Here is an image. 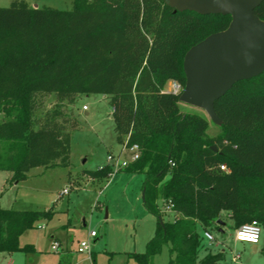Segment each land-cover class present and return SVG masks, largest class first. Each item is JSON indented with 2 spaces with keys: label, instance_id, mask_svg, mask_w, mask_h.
I'll list each match as a JSON object with an SVG mask.
<instances>
[{
  "label": "trees",
  "instance_id": "1",
  "mask_svg": "<svg viewBox=\"0 0 264 264\" xmlns=\"http://www.w3.org/2000/svg\"><path fill=\"white\" fill-rule=\"evenodd\" d=\"M253 12L264 20V0ZM229 21L173 12L166 0H72L70 10L13 0L0 7V170L7 181L31 167L66 164L75 117L65 127L60 110L38 112L42 96L72 104L79 94L100 93L111 106L115 140L139 149L118 172L144 174L142 204L156 219L144 251L127 257L151 264L167 246V264H215L219 254L197 261L203 230H220L225 219L233 229L255 220L264 234V70L214 101L221 124L213 136L206 116L182 112L179 94L165 90L168 81L183 87L185 51ZM110 172L108 164L86 171L92 180ZM169 200L178 216L163 219ZM53 213L0 208V253L33 252L19 236Z\"/></svg>",
  "mask_w": 264,
  "mask_h": 264
},
{
  "label": "rangeland",
  "instance_id": "2",
  "mask_svg": "<svg viewBox=\"0 0 264 264\" xmlns=\"http://www.w3.org/2000/svg\"><path fill=\"white\" fill-rule=\"evenodd\" d=\"M11 1L0 0V7L9 6ZM23 1L29 5L60 10H70L72 6V0ZM38 101H41L38 112L53 107L60 110L66 117L65 127L71 124L69 116L72 114L75 127L70 131L65 165L31 167L23 179L9 182V173L0 170V208L54 212L50 219L39 220L33 228L25 230L19 236V244H33L39 251L36 255H42L43 250L51 253L49 236L55 231L68 252L76 255L72 264H88L79 261L88 253L75 251L81 241L88 239V233L92 230L96 236L88 239L91 252L89 264H137L127 255L144 251L152 237L156 220L142 204L144 174L121 171L112 177L92 180L86 173L107 165L108 154L125 163L130 161L129 152L115 140L108 98L100 93L79 94L69 104L70 100L47 94ZM178 106L182 112L205 116L201 110L190 105L179 102ZM208 121L207 135L218 134L219 127ZM64 189H67L66 193H63ZM171 216L178 214L167 212L163 214V219ZM225 220L221 231L210 230L214 237L211 244L208 245L203 239L197 261L200 262L209 253L221 256V260L215 264H264L263 229L256 244L257 249L253 252L249 243L234 240L233 222ZM24 255L22 252L1 254L0 264H6L9 260L12 264H24ZM234 255L238 256L236 260L232 259ZM168 260L167 246H163L152 257L151 264H167Z\"/></svg>",
  "mask_w": 264,
  "mask_h": 264
},
{
  "label": "water",
  "instance_id": "3",
  "mask_svg": "<svg viewBox=\"0 0 264 264\" xmlns=\"http://www.w3.org/2000/svg\"><path fill=\"white\" fill-rule=\"evenodd\" d=\"M261 1L166 0L173 12L230 16L226 28L190 46L182 58L185 80L178 101L201 110L215 125H220L221 120L214 110V101L235 82L264 70V20L253 12ZM211 148L215 150L214 146Z\"/></svg>",
  "mask_w": 264,
  "mask_h": 264
},
{
  "label": "built area",
  "instance_id": "4",
  "mask_svg": "<svg viewBox=\"0 0 264 264\" xmlns=\"http://www.w3.org/2000/svg\"><path fill=\"white\" fill-rule=\"evenodd\" d=\"M165 90L169 91L173 94H179L182 90L181 85L176 82V81H168V86L166 84L165 86ZM83 108H85L83 106ZM123 148L129 152L130 155V161L135 160L138 158L139 156V149L138 146L136 144L131 145L129 148H125L123 146ZM106 162L108 165L111 166V172L109 173V177H112L114 174H116L119 170V168H121L122 166H124L126 163L123 161H120V159H118L117 157L108 154L106 157ZM219 168L221 170H225V166L223 164L219 165ZM67 189L63 190V193H66ZM171 202L170 200L167 201V204L162 208L163 211L166 212H170L171 211ZM239 231H245L247 233H250L252 235H254L255 239L254 240H248V239H238L237 238V233ZM96 234L94 233V231L90 230L88 233V239H90L91 237L95 236ZM260 235H261V227L259 226V224L255 221V220H251L249 222L246 223H242L241 225H239L238 227H236L233 231V237L235 241H242V242H247L250 245H256L259 240H260ZM202 237L204 240H206L207 244H211L214 241V237L211 234L210 231L207 230H203L202 231ZM86 241H81L78 245L77 251L78 252H86V253H90V248H89V240ZM59 244L57 241H53L51 243V249L56 250L58 248ZM238 258L237 255H234L232 257L233 260H236Z\"/></svg>",
  "mask_w": 264,
  "mask_h": 264
},
{
  "label": "crops",
  "instance_id": "5",
  "mask_svg": "<svg viewBox=\"0 0 264 264\" xmlns=\"http://www.w3.org/2000/svg\"><path fill=\"white\" fill-rule=\"evenodd\" d=\"M32 6H36V5L34 4ZM167 86H168V82H167ZM183 112H185V111H183ZM223 225H225V222H223V224H221V227ZM220 231H221V228H220ZM95 236H93L91 238H94ZM49 237H50L49 248L51 250V253H49L50 252L49 250H47V251L43 250L44 253H41L42 255H36L37 252H39V251L38 250L36 251L34 245L32 244L34 247L33 252H29V253L22 252L25 254L23 257L24 258V264H72V260L75 259L76 255L75 254L72 255L70 252H68L67 247L63 245L62 241L58 238L55 231H53V234H50ZM53 241H57L59 244V246L56 250L51 249V243ZM250 247H251V250L253 252H255L257 249L256 245L253 248H252V245H250ZM77 248H78V246H77ZM77 252L78 251H75V253H77ZM78 253H83V252H78ZM1 254H2V256H5V255H10L12 253H10V254L0 253V255ZM89 260H91V255L87 254V256L82 257L79 261H83V262L89 264ZM6 264H12V261L9 260Z\"/></svg>",
  "mask_w": 264,
  "mask_h": 264
},
{
  "label": "clouds",
  "instance_id": "6",
  "mask_svg": "<svg viewBox=\"0 0 264 264\" xmlns=\"http://www.w3.org/2000/svg\"><path fill=\"white\" fill-rule=\"evenodd\" d=\"M237 238L238 239H248V240H254L255 239L254 235L247 233L245 231H239L237 233Z\"/></svg>",
  "mask_w": 264,
  "mask_h": 264
}]
</instances>
